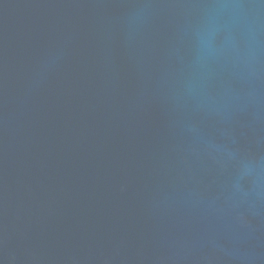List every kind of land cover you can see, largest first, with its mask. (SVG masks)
<instances>
[{"label":"water","instance_id":"water-1","mask_svg":"<svg viewBox=\"0 0 264 264\" xmlns=\"http://www.w3.org/2000/svg\"><path fill=\"white\" fill-rule=\"evenodd\" d=\"M0 264H264V0H0Z\"/></svg>","mask_w":264,"mask_h":264}]
</instances>
